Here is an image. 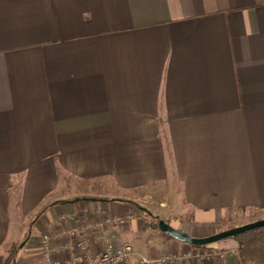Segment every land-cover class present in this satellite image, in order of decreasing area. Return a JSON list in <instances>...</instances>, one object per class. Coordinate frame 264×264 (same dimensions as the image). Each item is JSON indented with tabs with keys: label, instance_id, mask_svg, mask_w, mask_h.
<instances>
[{
	"label": "crops",
	"instance_id": "crops-1",
	"mask_svg": "<svg viewBox=\"0 0 264 264\" xmlns=\"http://www.w3.org/2000/svg\"><path fill=\"white\" fill-rule=\"evenodd\" d=\"M142 197L198 237L264 215V0H0V264L66 260L73 226L82 264H241L181 259Z\"/></svg>",
	"mask_w": 264,
	"mask_h": 264
},
{
	"label": "built area",
	"instance_id": "built-area-1",
	"mask_svg": "<svg viewBox=\"0 0 264 264\" xmlns=\"http://www.w3.org/2000/svg\"><path fill=\"white\" fill-rule=\"evenodd\" d=\"M63 221L64 218L61 217L58 223L61 225ZM105 221L107 223L121 224L125 220L122 217H107ZM68 235L70 236V241L67 244V248L71 252L69 258L64 261L53 262L52 264H82V258L90 254V242L89 239L86 238L83 228L78 226L70 227L68 229ZM49 242V234H45L41 237L40 243L43 248L47 249ZM103 243L102 250L96 253L90 262L86 264H171L176 260V257L165 253L160 256L140 255L135 263H130V257L135 254L132 245L128 243H112L108 240H105ZM235 254V249L206 251L205 249L196 248L195 246L194 249L183 252L180 258L183 260L202 261L208 260L214 256L224 258L227 255Z\"/></svg>",
	"mask_w": 264,
	"mask_h": 264
},
{
	"label": "rangeland",
	"instance_id": "rangeland-1",
	"mask_svg": "<svg viewBox=\"0 0 264 264\" xmlns=\"http://www.w3.org/2000/svg\"><path fill=\"white\" fill-rule=\"evenodd\" d=\"M156 198H141L140 199V204L139 206L145 210V212L147 213V211L151 212V214L153 216H150L149 221H151V223H153L155 226H157V221L158 219H163V220H170V224L171 222L175 221V226L173 225L174 228L182 231V228L180 227L181 224H183V220H185L186 218H189V214L186 212L185 214H174L172 211V206L170 204H168L164 210H166V213L161 212V214L159 215L157 213V209H158V205L156 203ZM163 209V208H161ZM155 212V213H154ZM163 216V217H162ZM263 216V217H262ZM169 218V219H167ZM264 218V215H260L258 213H247V214H242V215H236L233 218H231L230 220H224L223 222L217 224L215 226V228L212 230L211 234L216 233L218 231L227 229V228H232L234 226H238V225H242L248 222H252L255 221L257 219H261ZM177 220V221H176ZM195 246L190 245V244H186V248L184 250L187 251L189 249H194ZM196 248H200V249H205L206 251H219V250H234L236 251L237 255V249H238V244L236 242L235 239L233 238H228L226 240L217 242V243H213V244H209L207 246H199Z\"/></svg>",
	"mask_w": 264,
	"mask_h": 264
},
{
	"label": "water",
	"instance_id": "water-1",
	"mask_svg": "<svg viewBox=\"0 0 264 264\" xmlns=\"http://www.w3.org/2000/svg\"><path fill=\"white\" fill-rule=\"evenodd\" d=\"M264 226V218L257 219L252 222H248L242 225L234 226L232 228H227L216 233L207 235V236H192L187 233H184L170 224H168L163 219H158L157 228L163 233L171 236L172 238L184 242L186 244L194 246H207L209 244L217 243L228 238L235 237L237 234L242 232L252 230L258 227Z\"/></svg>",
	"mask_w": 264,
	"mask_h": 264
},
{
	"label": "trees",
	"instance_id": "trees-1",
	"mask_svg": "<svg viewBox=\"0 0 264 264\" xmlns=\"http://www.w3.org/2000/svg\"><path fill=\"white\" fill-rule=\"evenodd\" d=\"M232 238L238 244L237 257L241 264H264V226L242 232Z\"/></svg>",
	"mask_w": 264,
	"mask_h": 264
}]
</instances>
